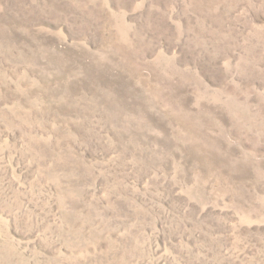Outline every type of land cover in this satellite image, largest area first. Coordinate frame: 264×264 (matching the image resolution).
<instances>
[{"label": "rangeland", "instance_id": "obj_1", "mask_svg": "<svg viewBox=\"0 0 264 264\" xmlns=\"http://www.w3.org/2000/svg\"><path fill=\"white\" fill-rule=\"evenodd\" d=\"M0 264H264V0H0Z\"/></svg>", "mask_w": 264, "mask_h": 264}]
</instances>
